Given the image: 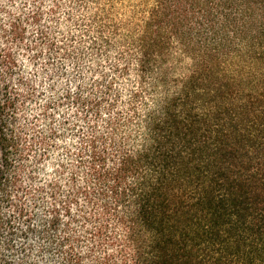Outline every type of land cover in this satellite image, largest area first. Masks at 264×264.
Returning a JSON list of instances; mask_svg holds the SVG:
<instances>
[{"label": "trees", "instance_id": "1", "mask_svg": "<svg viewBox=\"0 0 264 264\" xmlns=\"http://www.w3.org/2000/svg\"><path fill=\"white\" fill-rule=\"evenodd\" d=\"M39 16L8 13L0 31L34 51L26 27ZM98 39L101 54L111 43ZM120 40V63L94 74V108L97 121L123 128L126 147L118 183L100 193L98 227L84 218L89 240L126 229L124 264H264V0H152ZM19 59L0 50L13 75ZM8 93L6 84L0 116L19 103ZM14 141L0 137L9 149ZM103 152L93 159L106 178L114 161Z\"/></svg>", "mask_w": 264, "mask_h": 264}, {"label": "clouds", "instance_id": "2", "mask_svg": "<svg viewBox=\"0 0 264 264\" xmlns=\"http://www.w3.org/2000/svg\"><path fill=\"white\" fill-rule=\"evenodd\" d=\"M24 3L26 12L43 10L45 18L38 27L49 34L57 28L51 10H56L65 36L75 31L65 13L81 18L74 11L77 0H0V10H5L0 11V21L6 23L8 13L18 15ZM32 47L34 51L25 52L0 31V50L19 55L24 68L13 75L10 66L0 62V106L8 103L6 84L8 95L19 97L15 112L0 116V137H15L11 149L0 142V264H102L105 257H111L112 264H124L126 229L115 227L103 241H90L84 226L88 217L93 221L88 228L98 227L93 217L103 202L100 193L118 183L114 172L126 147L123 128L95 118L94 102L102 98L96 87L100 76L93 75L96 62L78 52L60 59L47 46ZM118 63L113 54L109 67ZM103 149L114 161L105 169L113 172L106 178L93 159L94 153L104 155ZM130 213L124 208L119 215Z\"/></svg>", "mask_w": 264, "mask_h": 264}, {"label": "rangeland", "instance_id": "3", "mask_svg": "<svg viewBox=\"0 0 264 264\" xmlns=\"http://www.w3.org/2000/svg\"><path fill=\"white\" fill-rule=\"evenodd\" d=\"M152 0H77L79 8L74 11L80 15V19L76 20L74 17L65 13L68 23L75 29L74 32H69L65 36L64 30H61L59 24L61 23L56 18V10L53 9V22L57 24V28L52 34L45 32L39 28L38 25L44 20V13L42 9H38L40 16L37 24H27L26 27V41L39 44L40 46H47L49 52L53 55H59L60 59L73 58L75 53H79L81 58L91 57L92 61L96 62V67L93 75L101 72L104 68H108L112 63L113 54L115 57L120 51L119 46L121 38L125 34L128 27L132 24L135 17H140L142 11L148 3ZM28 4L24 3L20 8L22 16L30 15L31 12H26ZM34 29V31H33ZM42 31L45 35V40H40L38 34ZM32 32L30 35L29 33ZM34 37V39H33ZM101 37V39H109L110 46L103 49L101 54L94 51V42ZM100 42V39H98ZM26 44V42H25ZM48 44V45H47ZM50 44V45H49ZM67 45V47H66ZM189 61L183 62L186 67ZM123 83L118 82V88L122 89Z\"/></svg>", "mask_w": 264, "mask_h": 264}]
</instances>
